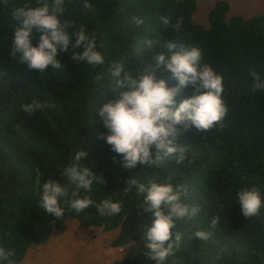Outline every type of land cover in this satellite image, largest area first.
<instances>
[{
	"label": "trees",
	"instance_id": "16d2710c",
	"mask_svg": "<svg viewBox=\"0 0 264 264\" xmlns=\"http://www.w3.org/2000/svg\"><path fill=\"white\" fill-rule=\"evenodd\" d=\"M38 3L0 0V246L15 251V264L66 219L77 220L81 228L118 230L110 244L114 248L140 243L135 256L111 264H156L143 240L153 217L142 208L143 198L135 189L124 191L128 176L145 184L183 185L188 195L182 202L200 209L196 216L176 222L173 233L181 234L180 247L163 264H264V207L257 216L245 218L237 200L239 191L253 187L264 199V91L252 90L250 75L256 72L264 79V15L226 18L229 5L219 0L209 9L205 27L192 19L195 0H89L88 8L83 0H65L61 21L83 24L95 33L105 62L95 67L76 64L70 56L81 49L70 47L58 57L64 71L48 66L40 73L19 63L18 54L16 59L12 55L18 26L13 12ZM162 17L170 20L167 27ZM134 18L142 23L137 25ZM178 19L182 26L176 31L172 25ZM39 35L31 34L33 46L38 45ZM149 39L154 41L151 48L145 43ZM165 41L201 50V63L223 78L227 115L208 131L193 128L178 136L177 143L187 149L182 163L167 159L157 168L138 164L128 170L98 138L106 129L96 108L111 99L113 64H122L134 75L151 71L154 56L167 51L162 47ZM155 76L169 87L175 85L168 72L157 70ZM192 94L190 86L185 96ZM34 101L42 107L26 113L21 106ZM80 149L87 153L82 165L104 181L94 182L91 192L81 190L80 195L97 203L119 202V215L101 216L91 206L79 213L66 208L63 217L56 218L40 206L43 183L53 179L67 184L63 170ZM213 217H219L215 230L210 226ZM196 231L211 236L200 240Z\"/></svg>",
	"mask_w": 264,
	"mask_h": 264
},
{
	"label": "clouds",
	"instance_id": "9594fccd",
	"mask_svg": "<svg viewBox=\"0 0 264 264\" xmlns=\"http://www.w3.org/2000/svg\"><path fill=\"white\" fill-rule=\"evenodd\" d=\"M64 5L65 0H51V3L49 0H39L36 7L24 5L13 12L18 26L14 32L12 55L16 59L18 54L19 63L26 64L29 70L43 73L51 66L52 70L64 71V64L58 57L70 47L81 49L70 56L76 64L86 63L93 67L104 64L95 33H89L83 24L61 21ZM83 6L90 7L89 0H83ZM161 20L166 27L170 24L167 17ZM135 23L140 25L142 21L135 19ZM181 26L180 19L172 25L176 31ZM33 31L40 34L37 46L31 43ZM145 43L151 48L154 41L149 39ZM162 47L167 51L154 56L155 64L151 71L134 75L125 70L122 64H113L110 68L113 81L111 99L96 108V116L106 129V134L98 138L105 140L111 150L120 156L122 167L128 170L135 169L138 164L157 168L167 159L182 163L186 159L187 149L177 143L178 136L193 128L208 131L220 124L227 115L228 110L222 98L223 78L211 66L201 63V50L196 46L185 47L176 41H165ZM157 70L170 73L175 85L169 87L164 79H157ZM250 75L253 78L252 90L264 91V79L256 72ZM190 86L193 94L185 96V90ZM177 97H180L179 101ZM21 107L26 113H32L42 105L34 101ZM86 158L87 153L81 149L73 154L71 163L62 173L67 184L53 179L43 183L40 206L48 214L61 218L66 208L79 213L91 206H95L101 216L111 217L121 213L119 202L104 199L97 203L88 195H80L81 190L91 192L94 182L104 183L102 177L94 175L82 165ZM70 188L73 189L71 192ZM133 189L137 196L143 198L144 211L153 217L143 234L150 259L155 260L156 264H163L175 252L174 249L180 247L181 234L173 233L176 222L196 216L200 209L182 202L188 195V189L183 185L173 186L170 182L156 181L145 184L128 176L124 191L131 193ZM237 200L245 218L257 216L264 207V199L255 187L239 191ZM218 221L219 217H213L210 221L213 230ZM194 236L207 240L211 233L196 231ZM14 256L13 249L0 246V264H15Z\"/></svg>",
	"mask_w": 264,
	"mask_h": 264
},
{
	"label": "rangeland",
	"instance_id": "374dc122",
	"mask_svg": "<svg viewBox=\"0 0 264 264\" xmlns=\"http://www.w3.org/2000/svg\"><path fill=\"white\" fill-rule=\"evenodd\" d=\"M192 14L195 23L208 26V11L219 0H195ZM229 5L226 18H249L264 15V0H223ZM118 230L103 231L100 227L81 228L75 219H66L41 243L31 245L20 264H111L132 257L140 243L132 241L121 248L111 247Z\"/></svg>",
	"mask_w": 264,
	"mask_h": 264
}]
</instances>
